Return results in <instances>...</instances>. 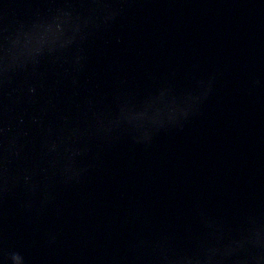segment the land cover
Instances as JSON below:
<instances>
[{"label":"water","instance_id":"1","mask_svg":"<svg viewBox=\"0 0 264 264\" xmlns=\"http://www.w3.org/2000/svg\"><path fill=\"white\" fill-rule=\"evenodd\" d=\"M0 264H264V0H0Z\"/></svg>","mask_w":264,"mask_h":264}]
</instances>
